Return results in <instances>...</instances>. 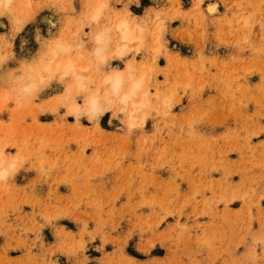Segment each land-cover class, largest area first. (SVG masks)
<instances>
[{"label": "rangeland", "instance_id": "1", "mask_svg": "<svg viewBox=\"0 0 264 264\" xmlns=\"http://www.w3.org/2000/svg\"><path fill=\"white\" fill-rule=\"evenodd\" d=\"M95 2L16 0L0 57L41 72L47 46L70 41ZM131 10L150 28L129 59L153 98L131 136L112 113L99 124L69 114L71 78L21 100L0 70V170L16 173L0 184V264H264V0Z\"/></svg>", "mask_w": 264, "mask_h": 264}, {"label": "clouds", "instance_id": "2", "mask_svg": "<svg viewBox=\"0 0 264 264\" xmlns=\"http://www.w3.org/2000/svg\"><path fill=\"white\" fill-rule=\"evenodd\" d=\"M60 2H66L69 6L75 4V0ZM133 2L137 8L140 7V0H116L119 8L114 6L113 0H96L79 22L80 26L73 32L70 41L55 39L47 46L44 53L47 59L41 72L33 74L32 64L27 60L24 61L23 71L8 68L9 61L0 57V70L14 73L13 87L18 99L36 98L50 89L53 82H63L71 78L70 94L64 97V101L70 105L69 114L74 115L77 120L88 119L90 123L95 120L99 124L104 116L112 113V119L108 123L112 124L113 119L118 120V131L126 129L131 136L142 129L147 122V109L153 98L148 74L137 72L129 57L133 53L139 55L143 50L144 34L150 28L142 23L141 16L131 10ZM158 3L159 0H153L154 5ZM28 5L31 6V0H28ZM15 7L16 0H0V21L7 18ZM17 23L20 24L21 21L17 19ZM247 23L245 19V26ZM152 24L159 42L166 33L167 22L158 8L155 9ZM3 28L5 25L0 22V29ZM85 28L89 31L85 32ZM37 31L36 38L39 42L44 37ZM28 44L27 39L21 41L22 51ZM61 57L64 59L61 60ZM78 60H86L87 63L78 67ZM113 60H120L124 67L114 65ZM97 80L101 87H95ZM77 99H80V103H77ZM156 99L164 108L170 103L168 97ZM15 174L0 170V184L14 179Z\"/></svg>", "mask_w": 264, "mask_h": 264}, {"label": "bare ground", "instance_id": "3", "mask_svg": "<svg viewBox=\"0 0 264 264\" xmlns=\"http://www.w3.org/2000/svg\"><path fill=\"white\" fill-rule=\"evenodd\" d=\"M216 9H217V6L216 5H209L208 7H207V10H208V12L209 13H214L215 11H216ZM117 39H118V37H117ZM79 62V61H78ZM83 63H84V61H82ZM81 62V63H82ZM77 63V62H76ZM87 63V62H86ZM80 65V64H79ZM80 67V66H79ZM136 68V67H135ZM140 72H141V70H140ZM143 72V71H142ZM100 87V86H99ZM71 87H69V89H70ZM69 93V92H68ZM60 102V101H59ZM1 161V160H0ZM0 165H1V162H0Z\"/></svg>", "mask_w": 264, "mask_h": 264}]
</instances>
